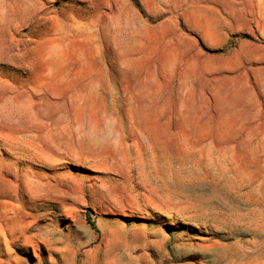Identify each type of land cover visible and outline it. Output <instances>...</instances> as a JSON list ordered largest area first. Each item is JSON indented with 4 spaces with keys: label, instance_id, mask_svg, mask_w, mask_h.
Instances as JSON below:
<instances>
[{
    "label": "rangeland",
    "instance_id": "rangeland-1",
    "mask_svg": "<svg viewBox=\"0 0 264 264\" xmlns=\"http://www.w3.org/2000/svg\"><path fill=\"white\" fill-rule=\"evenodd\" d=\"M135 1L0 0V264H264V0Z\"/></svg>",
    "mask_w": 264,
    "mask_h": 264
},
{
    "label": "trees",
    "instance_id": "trees-1",
    "mask_svg": "<svg viewBox=\"0 0 264 264\" xmlns=\"http://www.w3.org/2000/svg\"><path fill=\"white\" fill-rule=\"evenodd\" d=\"M131 1H133V2H135L136 3V1L135 0H131ZM87 218H88V223H90L91 224V226L93 227V224L90 222V218H89V216L87 215Z\"/></svg>",
    "mask_w": 264,
    "mask_h": 264
}]
</instances>
